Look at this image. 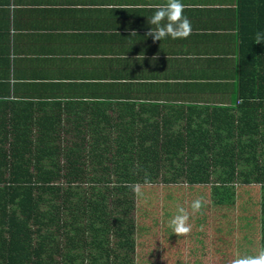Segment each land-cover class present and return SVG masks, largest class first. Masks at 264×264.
<instances>
[{"label": "trees", "instance_id": "16d2710c", "mask_svg": "<svg viewBox=\"0 0 264 264\" xmlns=\"http://www.w3.org/2000/svg\"><path fill=\"white\" fill-rule=\"evenodd\" d=\"M242 2L243 48L249 52L248 66L255 62L257 68L242 82L232 118L211 114L208 120L186 122L181 130L148 123L147 131H137L132 123L91 116V137L86 125L76 123L75 138L32 137L21 121L0 123V264H136L142 260L138 244L153 228L136 212L146 221L151 213H173L181 200L187 202L190 229L200 228L190 232L197 242L194 264H208L200 256L210 245L205 224L216 199L227 213H216L217 231L224 233L215 252H223L221 238L233 230L249 238L245 256L264 249V114L258 112L264 108V0ZM249 7H254L252 16ZM210 183L217 186L215 194ZM231 184L260 186V202L248 193L235 197L226 191ZM174 189L181 190L180 198L173 196ZM152 200L156 206L150 208ZM257 203L260 230L246 214ZM256 230L258 243L247 235ZM168 233L176 235L172 229Z\"/></svg>", "mask_w": 264, "mask_h": 264}, {"label": "crops", "instance_id": "0c3cea01", "mask_svg": "<svg viewBox=\"0 0 264 264\" xmlns=\"http://www.w3.org/2000/svg\"><path fill=\"white\" fill-rule=\"evenodd\" d=\"M166 2L0 0V123L75 138L76 123L91 137V116L137 131L232 118L257 68L243 48L242 0H181L190 33L154 41L147 17Z\"/></svg>", "mask_w": 264, "mask_h": 264}, {"label": "rangeland", "instance_id": "374dc122", "mask_svg": "<svg viewBox=\"0 0 264 264\" xmlns=\"http://www.w3.org/2000/svg\"><path fill=\"white\" fill-rule=\"evenodd\" d=\"M115 176V175H114ZM209 185V191L216 190L215 188L217 186ZM233 186H228L226 188V191L231 190L233 192V195L238 198V196L251 194L253 198L257 199L258 202H260L261 199V189L258 186H251V188H243V186H240L238 184H231ZM185 190V189H184ZM237 190V193L234 192ZM174 197L180 198L181 196V190L174 189L171 191ZM190 192V190H189ZM231 192V193H232ZM215 194V191L213 192ZM213 196V195H212ZM185 197V196H184ZM236 198V199H237ZM216 202V205L213 206L212 211L210 214V220L208 221L209 225L207 226V231L209 233V236H205L206 240H209L210 245L208 246V250L204 255L200 256V259H205L204 263L208 262V264H232V261L238 257L245 256L243 254V250H245V243H247V240H249L248 236L253 239L254 243H258L260 234H258V230L251 231L247 235V240L244 239V235L246 233L240 232V231H231L227 233L225 236H222L221 243L219 244V248L223 250L220 253L215 252L217 248V243L219 240L218 235L221 233H224L223 231L218 233L217 226L220 222V215L216 213H227L224 209L226 206L223 205V201L221 199L214 200ZM181 205V207L186 211H188L187 208V202L181 200L179 203L174 204L173 213H151L149 215V219L145 221V218L140 217L141 213L136 212V218L140 219L141 221H144V223L148 226V228H151V225H153V228L148 229V232L144 233L143 238L141 241L144 242V244H138L139 252L138 256L142 258V260L139 262L136 259V264H194L195 254L193 253V246L197 244L193 240V236H190L194 230L200 229L198 226H194L193 229L189 228V231L187 233H183L180 235L173 236L174 239H171L173 237L168 236L170 233V227L168 224V221L171 216L176 214V210ZM236 205L240 206V203H235ZM155 200H152L149 204V207H155ZM261 207L260 204L257 203V205H252V207L246 214L252 215V218H255L257 221L255 228L259 229L260 227V215L262 212H258V209L255 208ZM172 208V207H171ZM253 208V209H252ZM234 216L237 215V213H232ZM219 218V219H218ZM152 219L156 221H152ZM139 220V221H140ZM218 221V224L216 223ZM162 226V227H161ZM204 226V227H205ZM191 227V226H190ZM160 232L158 235L151 237V233H155V231ZM260 230V229H259ZM191 232V233H190ZM257 232V235H256ZM161 235V236H160ZM234 236V237H233ZM207 237V238H206ZM168 240V241H167ZM168 242V244L166 243ZM220 242V241H219ZM148 244V246H146ZM256 249L259 250V244H255ZM217 249V250H218ZM225 251V252H224ZM141 254V255H139Z\"/></svg>", "mask_w": 264, "mask_h": 264}, {"label": "clouds", "instance_id": "9594fccd", "mask_svg": "<svg viewBox=\"0 0 264 264\" xmlns=\"http://www.w3.org/2000/svg\"><path fill=\"white\" fill-rule=\"evenodd\" d=\"M184 5L181 0H167L163 5L156 6L147 23L150 26L147 35L154 41L162 40L165 37L171 39L185 38L191 31L190 22L183 14ZM261 42L260 34L257 33L256 43ZM155 59V57L153 58ZM199 207L198 202L194 203L193 208ZM188 215L182 207L177 208L175 215L171 216L168 224L172 232L176 235L187 233L190 226L187 224ZM232 264H264V249L258 255L241 256L232 261Z\"/></svg>", "mask_w": 264, "mask_h": 264}]
</instances>
